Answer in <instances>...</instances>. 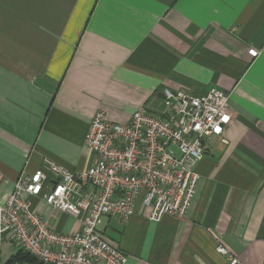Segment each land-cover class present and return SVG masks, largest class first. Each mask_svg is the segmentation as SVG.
Instances as JSON below:
<instances>
[{"label": "crops", "instance_id": "1", "mask_svg": "<svg viewBox=\"0 0 264 264\" xmlns=\"http://www.w3.org/2000/svg\"><path fill=\"white\" fill-rule=\"evenodd\" d=\"M165 87L225 90L233 121L195 166L185 215L158 222L140 206L105 217V237L126 264H264V0H0V204L44 158L87 170L96 113L127 122ZM34 206L59 231L79 228ZM18 250L5 243L0 264Z\"/></svg>", "mask_w": 264, "mask_h": 264}, {"label": "built area", "instance_id": "2", "mask_svg": "<svg viewBox=\"0 0 264 264\" xmlns=\"http://www.w3.org/2000/svg\"><path fill=\"white\" fill-rule=\"evenodd\" d=\"M248 52L259 55L257 48ZM229 100L217 87L202 95L165 87L127 122L98 111L85 137L95 163L77 172L44 158L35 172L20 175L0 204V248L9 243L39 264H126L127 254L101 229L104 218H128L140 206L149 207L150 219L158 222L185 215L200 179L195 166L233 121ZM34 199L51 208L50 217H74L79 228L57 230L36 211ZM217 249L230 255L222 244Z\"/></svg>", "mask_w": 264, "mask_h": 264}, {"label": "trees", "instance_id": "3", "mask_svg": "<svg viewBox=\"0 0 264 264\" xmlns=\"http://www.w3.org/2000/svg\"><path fill=\"white\" fill-rule=\"evenodd\" d=\"M19 249V248H18ZM16 261H23V262H27L29 264H39L37 262V260L31 256L30 254H27L25 252H23L22 250H18V253H16L7 264H13Z\"/></svg>", "mask_w": 264, "mask_h": 264}, {"label": "snow or ice", "instance_id": "4", "mask_svg": "<svg viewBox=\"0 0 264 264\" xmlns=\"http://www.w3.org/2000/svg\"><path fill=\"white\" fill-rule=\"evenodd\" d=\"M253 55H255V53H253Z\"/></svg>", "mask_w": 264, "mask_h": 264}]
</instances>
